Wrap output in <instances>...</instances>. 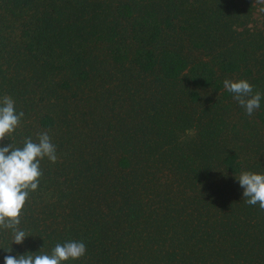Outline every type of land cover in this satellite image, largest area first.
<instances>
[{"label":"trees","instance_id":"16d2710c","mask_svg":"<svg viewBox=\"0 0 264 264\" xmlns=\"http://www.w3.org/2000/svg\"><path fill=\"white\" fill-rule=\"evenodd\" d=\"M106 62L152 78L125 123L82 109ZM235 77L261 93L250 116ZM6 95L24 116L0 147L47 132L58 160L40 161L24 242L0 228V264L69 241L87 251L63 264H264V210L237 179L264 174V0H0Z\"/></svg>","mask_w":264,"mask_h":264},{"label":"clouds","instance_id":"9594fccd","mask_svg":"<svg viewBox=\"0 0 264 264\" xmlns=\"http://www.w3.org/2000/svg\"><path fill=\"white\" fill-rule=\"evenodd\" d=\"M224 88L234 94V99L245 108L250 116L260 107L261 93L253 95V85L247 80L233 81L225 79ZM24 113L17 114L15 102L9 96L0 100V142L20 126ZM38 142L31 137L24 141L22 148L10 144L0 147V228L10 229L15 244H22L29 235L19 229L21 216L29 199V193L39 187L42 177L40 161L47 157L52 163L57 162L56 147L47 132L38 133ZM244 189V201L249 205L259 204L264 210V174L245 171L237 177ZM11 252L12 249L7 250ZM83 242L69 241L57 243L51 255L29 252L26 255L4 257V264H63L69 260H78L86 254Z\"/></svg>","mask_w":264,"mask_h":264},{"label":"rangeland","instance_id":"374dc122","mask_svg":"<svg viewBox=\"0 0 264 264\" xmlns=\"http://www.w3.org/2000/svg\"><path fill=\"white\" fill-rule=\"evenodd\" d=\"M106 69L108 72L104 80L95 83L97 89L91 93L90 104H86L82 109L89 111L94 107L100 111L102 108H107L113 123H119V121L125 123L131 118L130 115H135L137 110L145 108L143 105H137L130 97L131 94L136 97L137 101L141 100V102L144 98L154 97V94L148 90V86L153 84L152 78L143 76L137 78L136 75L132 77L128 75L126 70L119 69L108 62H106ZM232 80L239 81V78L235 77ZM93 127L96 126L93 124ZM195 134L194 129H189L180 133L179 137L182 141H187L195 138Z\"/></svg>","mask_w":264,"mask_h":264}]
</instances>
